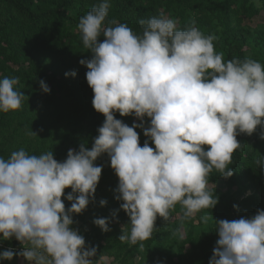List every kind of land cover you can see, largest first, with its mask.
Wrapping results in <instances>:
<instances>
[{
	"label": "clouds",
	"instance_id": "9594fccd",
	"mask_svg": "<svg viewBox=\"0 0 264 264\" xmlns=\"http://www.w3.org/2000/svg\"><path fill=\"white\" fill-rule=\"evenodd\" d=\"M110 6L102 0L77 26L91 52L90 59L79 61L88 69L91 103L105 117L91 148L69 149L63 161L52 151L30 155L23 148L8 159L0 157V239L14 237L23 246L15 253L0 251V259L15 254L28 264H93L96 248L87 247L71 227L72 214L82 213L94 199L103 167L94 161L105 153L118 177L115 198L123 201L120 209L129 218L121 242L137 245L151 238L157 216L169 221L177 204L182 221L212 209L218 198L209 174L216 170L230 177L232 154L241 147L236 136L264 128V64L251 58L225 61L215 50L217 37L203 33L194 20L181 30L172 18L141 19L139 35L126 23L105 26ZM18 83L17 77L0 79V112L21 108L24 93L14 87ZM38 83L42 92H50L44 80ZM116 112L140 123L128 126ZM136 128L154 148L147 140L140 146ZM256 166L264 171V155ZM66 188L71 191L64 195ZM62 196L71 201L67 210ZM216 222L218 239L209 264H264V210ZM93 223L111 230L107 217Z\"/></svg>",
	"mask_w": 264,
	"mask_h": 264
},
{
	"label": "trees",
	"instance_id": "16d2710c",
	"mask_svg": "<svg viewBox=\"0 0 264 264\" xmlns=\"http://www.w3.org/2000/svg\"><path fill=\"white\" fill-rule=\"evenodd\" d=\"M101 2L0 0V79L17 77L19 83L14 87L24 93L19 110L0 112V157L8 159L11 152L23 148L30 155L52 151L54 159L63 161L69 149L78 151L81 144L91 148L105 117L91 103L94 94L85 77L88 69L79 63L81 59H90L91 52L84 47L77 26L80 17ZM109 3L105 26L111 21L126 23L139 35L143 31L141 19L172 18L181 30L194 20L203 33L217 37L213 44L216 52L224 53L225 61L251 58L264 64V21L253 23L264 14V0H109ZM103 39L102 35L98 37L101 42ZM71 71L76 72L74 77L65 76ZM41 79L50 88L49 93L40 89ZM114 116L128 126L140 123L132 115L121 116L116 112ZM149 119L144 118V127L149 126ZM31 131L37 136L30 135ZM135 131L140 146L147 140L154 148L141 128ZM261 132L264 128L258 125L251 135L236 136L241 147L232 154L230 177L225 178L216 170L209 174V186L215 185L214 194L218 198L212 209H203L182 221L181 207L177 204L169 221L157 216L151 238L138 242L143 244L141 259L150 251L152 257L165 254L158 264H209L218 239L216 220L250 218L257 209L264 210V171L256 166V160L264 155ZM94 164L103 166L98 184L105 185L106 190V195L98 199V203L106 200L103 206L107 209L100 218L107 217L110 225L115 223L121 232L122 226H130L127 214L120 209L123 201L115 198L118 177L106 153ZM70 191L71 188H66V195ZM61 199L67 210L71 201L64 196ZM93 205L91 200L82 213L72 214L71 227L83 222L85 212ZM97 229L106 249H114L117 238H107L105 231ZM169 240L174 245H166Z\"/></svg>",
	"mask_w": 264,
	"mask_h": 264
},
{
	"label": "rangeland",
	"instance_id": "374dc122",
	"mask_svg": "<svg viewBox=\"0 0 264 264\" xmlns=\"http://www.w3.org/2000/svg\"><path fill=\"white\" fill-rule=\"evenodd\" d=\"M258 21H264V14H261L259 17L255 18L253 23ZM222 184L223 183L220 182L219 186ZM104 189L105 185L97 184L94 193L93 207L85 212L84 221L79 222L75 227L78 233L84 237L86 246L96 248L97 254L93 258V264H158L165 254H155L152 257L151 252L147 251L144 258L141 259L140 244L137 243V245H130L127 242H121L118 237L122 233L118 230V225L115 226V223L109 225L111 230L105 232V236L110 239L117 238V245L114 247V249H106L104 241L99 235L100 230L97 229L99 226L93 223L95 218H100L107 210L106 207L101 206L100 203H98V199L106 195V190ZM64 195H66L65 190ZM171 244H173L172 240L166 242V245ZM118 250H120V252L115 255Z\"/></svg>",
	"mask_w": 264,
	"mask_h": 264
},
{
	"label": "crops",
	"instance_id": "0c3cea01",
	"mask_svg": "<svg viewBox=\"0 0 264 264\" xmlns=\"http://www.w3.org/2000/svg\"><path fill=\"white\" fill-rule=\"evenodd\" d=\"M6 242L11 243L13 242L15 245H6ZM0 247L3 248L4 250L11 249L15 252H19L22 250V245L20 244L19 241H17L14 237L10 239H0ZM3 250V251H4ZM0 264H28V262L21 256H17L14 254L13 258L11 260H4L0 259Z\"/></svg>",
	"mask_w": 264,
	"mask_h": 264
}]
</instances>
